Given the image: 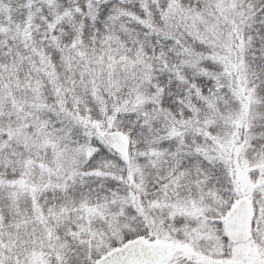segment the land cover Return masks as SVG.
I'll return each instance as SVG.
<instances>
[{"label":"snow or ice","instance_id":"1","mask_svg":"<svg viewBox=\"0 0 264 264\" xmlns=\"http://www.w3.org/2000/svg\"><path fill=\"white\" fill-rule=\"evenodd\" d=\"M0 264H264V0H0Z\"/></svg>","mask_w":264,"mask_h":264}]
</instances>
